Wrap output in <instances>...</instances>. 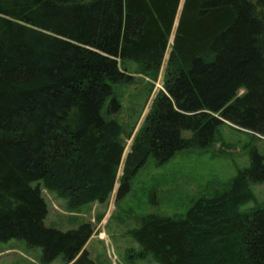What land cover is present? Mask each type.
Here are the masks:
<instances>
[{
	"label": "trees",
	"instance_id": "trees-1",
	"mask_svg": "<svg viewBox=\"0 0 264 264\" xmlns=\"http://www.w3.org/2000/svg\"><path fill=\"white\" fill-rule=\"evenodd\" d=\"M166 54L124 157L102 113L119 108L111 84L127 60L156 76ZM223 121L264 136V0H0V242L22 239L42 263L94 264L89 223L46 225L40 185L70 209L104 202L124 157L118 199L149 155L206 146ZM263 181L252 151L225 189L180 218L147 214L131 235L157 264H264V202L240 210Z\"/></svg>",
	"mask_w": 264,
	"mask_h": 264
},
{
	"label": "rangeland",
	"instance_id": "rangeland-1",
	"mask_svg": "<svg viewBox=\"0 0 264 264\" xmlns=\"http://www.w3.org/2000/svg\"><path fill=\"white\" fill-rule=\"evenodd\" d=\"M166 57L167 54L156 76L150 71L142 73L139 65L127 60L120 67H125L124 72L129 76L111 84L119 108L116 112H107L106 101L102 113L106 118H115L120 125L124 157L143 126L155 96L163 89ZM182 136L190 138L192 132L184 130ZM252 151L264 157V136L223 121L206 146L191 143L164 162L149 155L130 180L128 191L118 199L116 190L124 157L118 167L115 187L104 202L70 209L65 199L40 185L48 208L45 223L62 230L89 223L92 234L84 249L94 264H157L131 235L141 218L147 214L182 217L198 197L225 189L239 170L249 166ZM251 188L256 201L247 202L240 210H249L264 202V181L251 184ZM40 252V248H30L22 239L12 238L0 242V264H66L60 255L42 263Z\"/></svg>",
	"mask_w": 264,
	"mask_h": 264
}]
</instances>
